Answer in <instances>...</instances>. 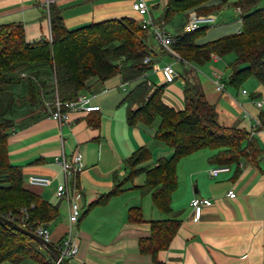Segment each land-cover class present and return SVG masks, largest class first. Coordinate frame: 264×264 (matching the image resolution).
Instances as JSON below:
<instances>
[{
    "label": "crops",
    "instance_id": "1",
    "mask_svg": "<svg viewBox=\"0 0 264 264\" xmlns=\"http://www.w3.org/2000/svg\"><path fill=\"white\" fill-rule=\"evenodd\" d=\"M43 1L0 0V26L22 25L27 43L49 39V19L42 8ZM52 1L53 8L60 12L69 31L119 19H132L139 24L141 19L132 10L136 0ZM143 1L154 21L162 19L169 0ZM217 4L213 2V5ZM229 7L227 0L218 11ZM235 10L239 17L235 23L240 28L233 34L241 31V14L237 8ZM193 12L197 13L190 10L174 15L163 25V29L175 37L184 34L188 16ZM211 41L203 37L197 44ZM147 44L154 52L150 56L153 65L143 79L151 84L149 78L155 73L160 82L157 86H166L161 97L163 104L176 112L182 111L181 73L175 70L178 75L175 81L164 84L160 70L173 63L168 55L160 51L149 32ZM223 58L212 56L209 62L198 66L204 68L207 65L208 72L201 73V78L197 73V78L207 102L215 107L218 123L225 128L236 127L251 132L262 151L261 159L257 165L241 159L237 167L228 166L229 173L215 178L210 177L209 170L217 166L211 165L208 159L216 151L202 150L180 159L176 165L177 188L171 195L170 204L180 225L167 249L159 251L155 259L139 253V241L150 237L151 222L166 221L171 217L153 206L150 194H141L144 173L125 181L129 174L125 161L139 149L146 148L149 159L137 168H153L159 159H169L173 151L154 138L161 123L159 117L150 126L137 124L131 127L127 124V106L123 100L136 83H122L119 77L104 83L92 79L82 93L99 94L92 101L99 107L98 112L91 115L70 113L62 123L43 117L15 129L8 136L9 163L20 168L23 187L57 207V218L45 225L50 243H60L69 232L77 241V257L68 264H264V129H256L260 110L255 106L256 101L261 102L259 97L264 86L254 78L248 79L258 84L253 95L246 90L243 95V85L239 88L227 86L231 74L227 64L225 71L214 67L222 64ZM217 80L224 82L223 92L216 90ZM89 121L96 126H90ZM76 150L82 154L84 169L67 184L81 194V216L76 225L70 226L68 204L58 200L54 193L58 184L65 183L58 164L61 155L70 160ZM32 176L48 178L51 183L48 186H32L28 184ZM118 185L119 194L104 205L91 206ZM229 191L235 193L234 199L227 197ZM194 197L212 203L203 209L198 223L192 222L193 214L189 207ZM131 208L140 209L143 222L129 221Z\"/></svg>",
    "mask_w": 264,
    "mask_h": 264
},
{
    "label": "trees",
    "instance_id": "2",
    "mask_svg": "<svg viewBox=\"0 0 264 264\" xmlns=\"http://www.w3.org/2000/svg\"><path fill=\"white\" fill-rule=\"evenodd\" d=\"M215 1L217 5H213ZM259 1L237 0L234 3L241 14V31L237 34L200 45L197 41L204 37L206 27L178 36L172 50L184 65L179 75L183 82V110L180 112L163 104L161 97L165 85L153 86L143 79L153 65L152 62L144 64L143 60L154 52L147 44L148 31L132 19L109 20L69 31L60 12L51 5L48 13L50 38L33 43L26 42L22 25H1L0 216L6 219L7 214L20 215L24 208L29 222L43 225L58 216L57 207L23 187L20 168L9 163L7 138L21 127L16 123L18 99L22 98L23 109L26 106L33 112L38 111L31 119L34 121L49 117L47 109H54L55 99L62 103L75 100L90 80L104 83L119 77L122 83H136L123 100L127 106V124L150 126L159 117L161 123L154 138L173 151L169 159H159L153 168H137L149 159L146 148L139 149L125 161L129 170L125 181L144 173L141 194H150L153 206L171 217L151 222L150 237L139 241V253L155 259L159 251L167 249L180 225L170 207L171 195L177 188L176 165L180 159L202 150L216 151L208 159L216 166L237 167L241 159L257 165L261 159L262 151L251 132L225 128L218 123L215 107L207 102L193 67L204 65L212 56L223 58L234 54L235 61L230 65L231 74L226 85L239 88L254 78L264 86V11L256 8ZM226 2L169 0L162 19L155 23L166 24L174 15L190 10L209 15ZM160 51L171 56L161 48ZM258 120L256 129H264V109ZM88 124L96 126L91 121ZM119 193L118 185L91 206L104 205ZM128 219L132 223L143 222L140 209L131 208ZM50 259L48 252L31 238L10 226L0 225V264H49Z\"/></svg>",
    "mask_w": 264,
    "mask_h": 264
},
{
    "label": "built area",
    "instance_id": "3",
    "mask_svg": "<svg viewBox=\"0 0 264 264\" xmlns=\"http://www.w3.org/2000/svg\"><path fill=\"white\" fill-rule=\"evenodd\" d=\"M52 0H44L42 2V8L45 10L47 17L49 13V8L52 5ZM132 10L140 16L139 26L143 30H147L152 36L156 45L164 50L167 54L177 57L172 50V45L177 42L178 36H172L168 34L164 29V24H156L151 18L149 13V8L143 0H136L132 4ZM239 11V9H237ZM216 23V18L212 15H197L196 13H191L188 16V21L184 27V34L194 32L202 27H209ZM50 38V37H49ZM179 60V59H178ZM151 62V57L147 56L144 58L143 63L148 64ZM185 64V63H184ZM185 66H187L185 64ZM162 82L164 84H172L178 77L177 72L172 65H165L160 70ZM225 89V84L221 80L216 81V90L218 92H223ZM101 93H105L102 91ZM243 95L246 91L241 92ZM98 93L88 92L80 93L77 98L69 102H60L55 99L53 103L54 109H47L49 111V117L59 123L65 122L67 116L70 113H79L88 115L90 112L99 111V107L92 104V101L98 96ZM45 106H48L45 103ZM255 106L262 111L264 109V103L255 102ZM259 126L257 122L256 127ZM61 171L65 178V183H60L57 185L55 190V197L58 200H64L68 204V223L70 226L76 225L81 216V194L75 189L69 187L68 181L74 180L84 169L82 154L76 150L70 160H67L64 155L58 161ZM230 168L228 166H217L209 170V175L212 178L219 176L220 174L229 173ZM51 181L48 178L32 176L28 179V184L32 186H48ZM227 197L230 199L235 198V193L229 191ZM212 203L207 199H201L194 197L189 204L192 210V222L198 223L202 217V212L204 208L210 207ZM6 219L11 223H15L22 229L29 231L35 236L41 238L47 243H50V235L45 225L38 222H29L27 217V210L21 209L20 215L7 214ZM51 244V243H50ZM57 251L58 259L54 261L50 259L49 264H68L69 262L76 259L78 254V244L75 238L72 237L70 232L65 236V238L58 244H51Z\"/></svg>",
    "mask_w": 264,
    "mask_h": 264
},
{
    "label": "rangeland",
    "instance_id": "4",
    "mask_svg": "<svg viewBox=\"0 0 264 264\" xmlns=\"http://www.w3.org/2000/svg\"><path fill=\"white\" fill-rule=\"evenodd\" d=\"M229 2H230L229 9H227L225 11H220V12L217 11L216 13L213 14V16H215V18H216V25L214 24L212 26L206 27L207 28V30L205 32L206 35H204V38L206 40H210V41L212 40L213 41L214 39H218V38L223 37L225 35L236 33V29L240 28V25L235 23V20H237L239 18L235 12L236 11L235 7H234L235 0H229ZM257 7H258V9H262L264 11V0H260ZM196 14L202 15V14H198V13H196ZM217 33H218V35H217ZM213 35H216L217 37L214 38ZM171 57L169 56L168 59L172 61V63H173L172 65H174V69L176 71L178 70L180 73H182L183 69H184V65L176 62V60L174 59V58H176L178 60L179 58H177V57L171 58ZM234 61H235V57L233 54H231V55L223 58L222 64L216 65L214 67L217 70L225 71V68H226L225 65L227 64V66L229 67L228 69L231 70L230 65ZM158 66H159V64H158ZM193 67H194L195 73L196 74L199 73L200 78L202 77L201 73L208 72L206 69L207 65L204 68H202V67L199 68L198 66H193ZM226 71H227V69H226ZM149 81L151 82V84L153 86H157L160 83L159 78L157 77V75L155 73L151 74ZM247 81H245L242 84L244 91L246 90L251 95L255 94L257 86H258L257 82L254 80H249L248 82ZM229 87H231V86H229ZM18 95H21V94L19 93ZM259 99L261 102L264 103V90L261 91V96L259 97ZM18 107H19V111H18L19 117H18L17 122H16L17 126H23V125L29 123L31 121V119H33V116H35L38 113V111H34V112H33V110L31 111L29 108H26V106L23 109L24 105H22V98L20 100L18 99ZM5 264H7V263H5Z\"/></svg>",
    "mask_w": 264,
    "mask_h": 264
},
{
    "label": "water",
    "instance_id": "5",
    "mask_svg": "<svg viewBox=\"0 0 264 264\" xmlns=\"http://www.w3.org/2000/svg\"><path fill=\"white\" fill-rule=\"evenodd\" d=\"M0 225L1 226H10L11 228L18 230L22 234L28 236L33 241L38 243L41 247H43L48 252L51 259H53L54 261H56L58 259L57 251L50 243H47L44 240H42L41 238H39V237L35 236L34 234L28 232L27 230H24L21 227L15 225V224H12L11 222H9L8 220H6L5 218H3L1 216H0Z\"/></svg>",
    "mask_w": 264,
    "mask_h": 264
}]
</instances>
